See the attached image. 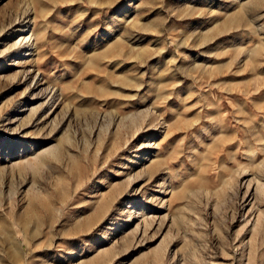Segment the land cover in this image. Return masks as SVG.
Returning <instances> with one entry per match:
<instances>
[{
  "label": "rangeland",
  "instance_id": "374dc122",
  "mask_svg": "<svg viewBox=\"0 0 264 264\" xmlns=\"http://www.w3.org/2000/svg\"><path fill=\"white\" fill-rule=\"evenodd\" d=\"M0 264H264V0H0Z\"/></svg>",
  "mask_w": 264,
  "mask_h": 264
},
{
  "label": "bare ground",
  "instance_id": "6f19581e",
  "mask_svg": "<svg viewBox=\"0 0 264 264\" xmlns=\"http://www.w3.org/2000/svg\"><path fill=\"white\" fill-rule=\"evenodd\" d=\"M20 46H21V45H20ZM247 187L249 188V185H248ZM248 188H247V189H248ZM246 193H247V192H246ZM250 208H251V207H250ZM250 208H249V209H250ZM250 210H251V209H250ZM12 248H13V246H12ZM8 249H9V248H8ZM10 250L12 251V249H10ZM16 252H17V251H16ZM16 252H15V248H14V253L17 255L18 252H17V253H16ZM12 253H13V252H11V255H12ZM8 254H10V253L8 252ZM15 254H14V255H15ZM14 255H13V257H15ZM13 257H11V258H13ZM14 259H15V258H14ZM12 262H13V261H12Z\"/></svg>",
  "mask_w": 264,
  "mask_h": 264
}]
</instances>
